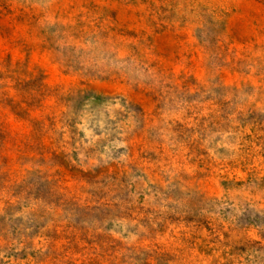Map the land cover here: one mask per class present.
<instances>
[{"label": "rangeland", "instance_id": "rangeland-1", "mask_svg": "<svg viewBox=\"0 0 264 264\" xmlns=\"http://www.w3.org/2000/svg\"><path fill=\"white\" fill-rule=\"evenodd\" d=\"M0 264H264V0H0Z\"/></svg>", "mask_w": 264, "mask_h": 264}]
</instances>
